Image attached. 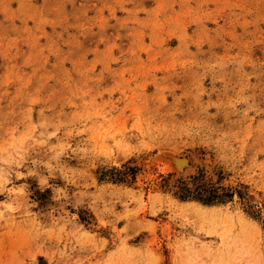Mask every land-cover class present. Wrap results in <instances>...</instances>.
<instances>
[{
    "label": "rangeland",
    "instance_id": "rangeland-1",
    "mask_svg": "<svg viewBox=\"0 0 264 264\" xmlns=\"http://www.w3.org/2000/svg\"><path fill=\"white\" fill-rule=\"evenodd\" d=\"M0 264H264V0H0Z\"/></svg>",
    "mask_w": 264,
    "mask_h": 264
},
{
    "label": "water",
    "instance_id": "water-1",
    "mask_svg": "<svg viewBox=\"0 0 264 264\" xmlns=\"http://www.w3.org/2000/svg\"><path fill=\"white\" fill-rule=\"evenodd\" d=\"M164 156L167 157L175 165L176 171L179 172V168H180V172L182 171L183 167L180 165V160H184V158H179L170 154H164ZM184 162L186 161L184 160Z\"/></svg>",
    "mask_w": 264,
    "mask_h": 264
},
{
    "label": "bare ground",
    "instance_id": "bare-ground-1",
    "mask_svg": "<svg viewBox=\"0 0 264 264\" xmlns=\"http://www.w3.org/2000/svg\"><path fill=\"white\" fill-rule=\"evenodd\" d=\"M181 161H182V160H181ZM185 164H186V163H185ZM185 164L183 163L182 165H185ZM180 165H181V164H180ZM190 168H191V167H189V165H188V166L186 165V169H185V170H187V169L189 170Z\"/></svg>",
    "mask_w": 264,
    "mask_h": 264
}]
</instances>
